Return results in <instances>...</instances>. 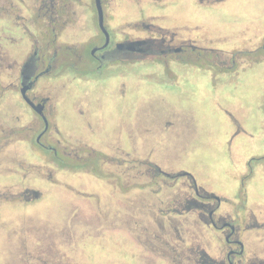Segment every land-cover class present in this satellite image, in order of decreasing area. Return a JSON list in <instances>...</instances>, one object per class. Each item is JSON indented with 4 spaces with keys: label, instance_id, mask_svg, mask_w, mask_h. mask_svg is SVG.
<instances>
[{
    "label": "rangeland",
    "instance_id": "rangeland-1",
    "mask_svg": "<svg viewBox=\"0 0 264 264\" xmlns=\"http://www.w3.org/2000/svg\"><path fill=\"white\" fill-rule=\"evenodd\" d=\"M210 17L219 28L246 24L247 48L257 31L264 34V0H229ZM140 70L148 72L139 73L141 79L126 76L123 99L109 90L104 107L92 99L83 104L87 118L104 120L95 122V132H82V143L74 139L78 152L64 157L66 168L53 169L54 154L45 153L38 178L31 154L17 163L13 152L1 159L0 193L17 184L41 197L26 201L27 193L22 198L13 189L17 197L0 200V264H192L194 249L214 255L209 234L193 227L197 213L180 207L190 199L187 180L154 176L153 167L172 175L185 171L200 188L232 199L245 158L264 155V65L250 64L235 88L214 87L191 70L172 72L178 79L164 69ZM230 112L246 131L236 142ZM75 115L68 109L60 128L77 127ZM117 120L120 131L109 132ZM169 123L172 129L165 130ZM21 151L17 145L15 152ZM256 168L251 189L264 195V173Z\"/></svg>",
    "mask_w": 264,
    "mask_h": 264
},
{
    "label": "flooded vegetation",
    "instance_id": "flooded-vegetation-1",
    "mask_svg": "<svg viewBox=\"0 0 264 264\" xmlns=\"http://www.w3.org/2000/svg\"><path fill=\"white\" fill-rule=\"evenodd\" d=\"M228 2L0 0V161H7L12 152L16 163L31 154L30 168L41 178L44 154L53 153L49 165L66 168L64 157L78 152L72 147L74 139L82 143V132H95V122L104 120L87 118L83 104L92 99L104 107L103 96L109 90L123 99L126 76L141 79L144 75L139 73H148L136 72L140 67L180 75L185 70L201 72L214 87L240 85L238 80L250 64L264 65V34L255 31V42L247 48L246 24L240 29H230L229 24L216 27L210 15ZM237 41L241 46L234 48ZM253 56L254 60L247 59ZM92 91L99 94L90 95ZM68 109L77 115L79 125L63 130L59 119L68 115ZM114 114L119 117L120 110ZM228 114L235 123L231 140L236 142L246 131ZM169 124L165 130L172 129ZM120 128L117 120L109 132L118 134ZM83 144V149L88 147ZM17 145L23 149L19 154ZM259 164L264 173V155L245 158L232 199L200 188L185 171L172 175L153 167L154 176L187 180L190 199L180 207L197 213L193 227L209 234L214 255L194 249L192 264H264V256L256 252L258 244L264 246V195L251 189ZM20 187L3 186L0 200L17 197L13 189H20L19 197L27 193L26 201L41 197L39 191Z\"/></svg>",
    "mask_w": 264,
    "mask_h": 264
}]
</instances>
